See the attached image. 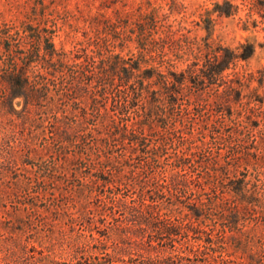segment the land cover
Instances as JSON below:
<instances>
[{
  "label": "trees",
  "instance_id": "trees-1",
  "mask_svg": "<svg viewBox=\"0 0 264 264\" xmlns=\"http://www.w3.org/2000/svg\"><path fill=\"white\" fill-rule=\"evenodd\" d=\"M97 22L74 50L39 27L0 36V264H225L241 243L235 217L255 209L254 190L230 180L253 155L232 127L261 113L241 97L252 75L230 70L254 46L191 37L151 12L142 37L157 27L174 57L143 69L114 52L122 19ZM212 85L211 101L200 90Z\"/></svg>",
  "mask_w": 264,
  "mask_h": 264
},
{
  "label": "rangeland",
  "instance_id": "rangeland-1",
  "mask_svg": "<svg viewBox=\"0 0 264 264\" xmlns=\"http://www.w3.org/2000/svg\"><path fill=\"white\" fill-rule=\"evenodd\" d=\"M222 10H230L231 13L224 14ZM151 12L155 13L159 25L169 24L191 37L209 38L230 48L246 43L254 46L252 56L238 61L236 68L230 70L237 72L238 76L252 75L249 87H244L241 97L242 101L256 105L261 112L256 119L251 117L247 120L242 115L235 121L237 126L232 127L237 137L247 140L246 144L253 155L248 162L240 163L238 173H231L230 180L243 178L247 188L254 190L256 200H253L252 206L255 209L251 213L241 212L235 217L233 232L237 241L241 239V243L228 246L223 254L227 257L225 264H239L240 261L243 264H264V0H0V36L12 35L27 26L39 27L42 30L44 28L57 48L74 50L96 36L93 28L98 18L111 21L121 18L123 38L114 40V52L133 59L139 58L143 69L154 63L165 70L166 64L161 61V54H167V58L174 56L167 46L163 48L159 45L162 43V33L157 32V27L151 30L147 25L145 40L139 31L138 24L142 22L143 16ZM153 56L156 59H151ZM190 59V56H184L182 62L178 61L176 69L184 67ZM221 88L222 85L204 86L200 92L205 99L212 101ZM249 90L256 91L258 100L246 96ZM186 91L189 92L188 89ZM189 95L192 96V93ZM21 107L22 99H15V110ZM251 120L257 122L253 125ZM213 151L216 153V149ZM220 153L221 160L227 158L225 148L220 149ZM231 184L233 188L236 186L234 181ZM225 196L230 201L237 199L230 192H226ZM217 225L218 228L224 225L230 233V221L220 220ZM216 235L217 230H214L212 237ZM197 236L205 238L204 233ZM182 238L178 236L175 244L178 245ZM64 261L59 259V262ZM180 264L202 262L193 256L191 260H182Z\"/></svg>",
  "mask_w": 264,
  "mask_h": 264
}]
</instances>
